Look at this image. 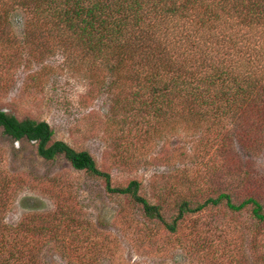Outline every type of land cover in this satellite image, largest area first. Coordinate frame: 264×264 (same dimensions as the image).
<instances>
[{"label": "rangeland", "instance_id": "374dc122", "mask_svg": "<svg viewBox=\"0 0 264 264\" xmlns=\"http://www.w3.org/2000/svg\"><path fill=\"white\" fill-rule=\"evenodd\" d=\"M24 20L18 9L2 29L0 109L46 121L54 139L86 150L111 185L136 179L167 221L181 200L194 206L220 192L235 203L254 197L264 210V126L251 133L260 137L252 150L235 137L212 142L216 131L190 115L162 126L153 117L147 132H134L144 111L124 112V80L110 84L106 66L76 51L38 56ZM0 264H264V222L221 202L184 214L169 232L126 195L106 192L102 178L62 156L43 160L33 143L0 128Z\"/></svg>", "mask_w": 264, "mask_h": 264}, {"label": "trees", "instance_id": "16d2710c", "mask_svg": "<svg viewBox=\"0 0 264 264\" xmlns=\"http://www.w3.org/2000/svg\"><path fill=\"white\" fill-rule=\"evenodd\" d=\"M18 9L25 15L27 45L38 56L76 51L106 66L110 84L124 80V112L144 111L141 123L132 125L134 132L144 134L153 120L162 126L168 118L190 115L216 131L212 142L235 137L251 150L257 147L260 137L251 133L264 126V0H0V45L6 40L2 29ZM224 119L249 131H230ZM0 128L15 141L33 143L43 160L62 156L72 169L102 178L106 192L126 195L169 232L184 214L221 202L230 211L249 207L251 216L264 222L257 199L235 203L224 192L194 206L181 200L167 221L160 205L139 194L136 179L111 185L86 150L54 139L46 121L18 119L0 109Z\"/></svg>", "mask_w": 264, "mask_h": 264}]
</instances>
